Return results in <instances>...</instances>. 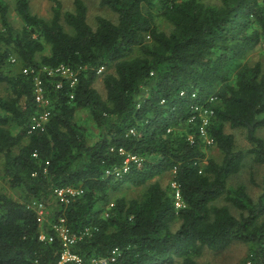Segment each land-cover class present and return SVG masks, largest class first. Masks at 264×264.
<instances>
[{"label":"trees","instance_id":"trees-1","mask_svg":"<svg viewBox=\"0 0 264 264\" xmlns=\"http://www.w3.org/2000/svg\"><path fill=\"white\" fill-rule=\"evenodd\" d=\"M50 2L45 17L32 12L29 0H15L22 24L15 30L0 0V82L7 91L0 95V162L8 185L24 197L0 187V264L58 260V233L49 226L53 240L39 239L36 211L27 201L58 197L54 189L62 186L81 189L67 202L55 198L52 208L54 220L62 217L74 237L70 250L81 257L67 264H100L92 258L102 256L108 264H175L179 258L203 264L196 257L205 246L217 251L235 242L248 244L238 264H264V173L256 198L242 182L227 185L247 153L264 163V68L245 61L264 41V2L99 0L116 19L98 15L95 27L86 20L84 0H73L71 10ZM160 19L170 22L168 31L157 25ZM60 62L81 66L73 97L66 84L58 88L45 77L48 120L43 130L28 132L36 105L21 66ZM13 64L15 70H6ZM99 75L104 97L93 85ZM193 90L200 101L216 96L208 131L218 159L206 155L197 125L186 123ZM77 108H86L100 130L91 142ZM10 123L19 129L12 132ZM226 125L245 130L247 150L236 148ZM126 152L141 159L123 171ZM164 173L178 183L184 206L175 207L169 181L159 180ZM143 184L137 196L118 193ZM219 198L240 214L215 203ZM175 218L180 222L173 230Z\"/></svg>","mask_w":264,"mask_h":264},{"label":"rangeland","instance_id":"rangeland-1","mask_svg":"<svg viewBox=\"0 0 264 264\" xmlns=\"http://www.w3.org/2000/svg\"><path fill=\"white\" fill-rule=\"evenodd\" d=\"M3 3H6L7 5V17L9 22L15 27V30L20 29L22 24L21 20L19 18V15L14 10V3L15 0H1ZM62 4V10H71L73 9V0H60ZM205 2L210 3H216L218 0H204ZM87 6V15L86 20L88 23L95 27L96 25V17L98 15L105 16L107 18H110L112 20L116 19V14L109 9L107 6H103L99 3V0H84ZM29 6L32 12H35L41 16L49 17L51 15V2L50 0H29ZM157 25L161 27L162 29H165L168 31L170 29V22L167 20H157ZM263 42V41H262ZM259 43L255 48H253L246 56L245 61L249 64L259 61L261 63L262 68H264V46L263 43ZM45 52L48 51V45L46 44L44 50ZM134 52L136 53V48L134 49ZM133 52V53H134ZM16 64V63H15ZM11 65L10 69L6 70H15L17 68V65L15 68ZM93 85L97 88V90L100 92L101 96H105V89L102 83L101 75L96 77ZM6 87L4 83L0 82V95L5 94ZM76 120L85 130V133L88 137L89 142L95 140L99 135V129L96 126L95 122L92 120L91 115L89 114L88 110L86 108H77L76 114H75ZM12 132H15L19 129V126L10 123L9 125ZM183 129V125L181 127ZM180 129V130H181ZM226 131L233 133L234 135V142L236 148H241L243 150H247V148L250 146L249 141L246 139L245 136V130L243 128L238 127H230L226 125L225 128ZM259 133L263 134V128L259 129ZM202 148L206 151L207 156H213L215 158H219L221 153L216 147H212V145H203ZM1 161V160H0ZM264 173V163L254 162L251 159L250 154H246L243 160V165L240 168L238 172L235 174H232L227 181V185H236L237 183H244L246 186V191L253 197L256 198L259 193L261 192V180ZM158 176L154 177L157 178ZM163 177V178H162ZM171 173H164L162 176L159 177V180H162V183L166 185V183L171 182ZM143 185L133 186V185H124L118 193H122L123 195H126L127 197L137 196L141 193ZM171 185V184H170ZM0 187L3 191L9 193L10 195L18 198V199H24L22 197V192L17 187H10L8 185L7 176L3 174L1 169V162H0ZM57 200L58 198L55 197ZM54 197H50L47 200H44L43 198H30L27 202L28 203H34L36 201H43L48 209V218L51 222L54 221V214H53V207L57 204ZM59 201V200H58ZM217 204L225 203L229 205V208L231 212H233L236 215L240 214V210L234 207L232 204H230L228 201H225L223 198H219L216 200ZM180 220L178 218H175L171 222V228L175 230L179 225ZM50 226V223L47 219L44 220L40 224V230H47V227ZM51 227V226H50ZM248 252V244L244 242H235L228 247L222 249V250H212L208 247H204L202 249V252L196 257L197 260L203 264H238L247 254ZM175 264H182L180 258L175 262Z\"/></svg>","mask_w":264,"mask_h":264},{"label":"built area","instance_id":"built-area-1","mask_svg":"<svg viewBox=\"0 0 264 264\" xmlns=\"http://www.w3.org/2000/svg\"><path fill=\"white\" fill-rule=\"evenodd\" d=\"M264 2V0H260ZM264 46V41L262 42ZM11 61H15L16 57L11 55L10 56ZM81 68V66L77 68H73L70 65L60 62L56 65L51 64H41V65H22L21 66V72L26 74L31 78V87H32V94L33 99L36 105V110L31 116V119L28 122L27 125V131L31 132L32 130H43L46 124V121L48 120V116L50 113V107L51 104V98L46 92L45 87V77L46 78H54V85L55 87H62L65 84L67 85L69 91L68 95L69 97H73V88L75 87L77 81H78V70ZM102 66L98 68V71H101ZM71 88V89H70ZM180 94H184V91L181 90ZM191 102L189 104L191 113L186 118V123L191 122L193 124L197 125V131H198V138L201 140V144L203 145H211L213 144V138L209 134L208 131V125L211 123L212 120V104L216 101V96L210 95L205 99V101H200L197 95V92L193 90L190 94ZM209 102L210 105H206V102ZM170 129V128H168ZM189 139H193L192 135H188ZM120 152H125L122 147L119 148ZM141 158L131 154L129 152H126V157L124 159L123 164L120 166L122 167L123 171H126L128 169V162L130 160L138 162ZM204 162L200 161V164ZM120 167H117L114 169L116 171V174H120ZM107 173H110V170H106ZM172 193H173V202L176 208L184 206V201L181 198L179 186L178 183L175 180H171L170 182ZM55 194L58 196L57 198L59 200H62L64 202H67L69 197V194H76L81 191L79 188L71 187V186H62V187H56L54 189ZM29 206H31L36 211V217L41 224L44 222L45 219H47L50 223V226L52 229H54L58 233V237L62 243V249L59 255L58 260L55 263L52 264H67L69 261L73 260L75 262H79L81 260V257L70 250V244L74 240V237L69 236L68 228L63 224V218L59 217L58 220H54L51 222L48 218V209L45 205V203L41 200L32 203H28ZM48 230H40L39 229V239L51 241L53 240V234L48 233ZM113 252H118V249H114ZM114 257L111 256L109 259H113ZM93 262H98L100 264H108V258L107 257H95L92 258Z\"/></svg>","mask_w":264,"mask_h":264},{"label":"crops","instance_id":"crops-1","mask_svg":"<svg viewBox=\"0 0 264 264\" xmlns=\"http://www.w3.org/2000/svg\"><path fill=\"white\" fill-rule=\"evenodd\" d=\"M0 28H2V29H3V27L1 26V23H0Z\"/></svg>","mask_w":264,"mask_h":264}]
</instances>
